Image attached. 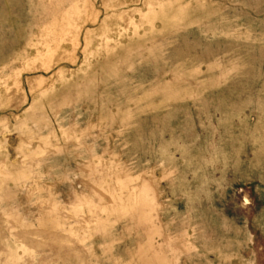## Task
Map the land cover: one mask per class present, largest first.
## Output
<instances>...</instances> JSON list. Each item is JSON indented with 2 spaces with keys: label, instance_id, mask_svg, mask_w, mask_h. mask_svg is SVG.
I'll use <instances>...</instances> for the list:
<instances>
[{
  "label": "rangeland",
  "instance_id": "obj_1",
  "mask_svg": "<svg viewBox=\"0 0 264 264\" xmlns=\"http://www.w3.org/2000/svg\"><path fill=\"white\" fill-rule=\"evenodd\" d=\"M0 264H264V0H0Z\"/></svg>",
  "mask_w": 264,
  "mask_h": 264
}]
</instances>
